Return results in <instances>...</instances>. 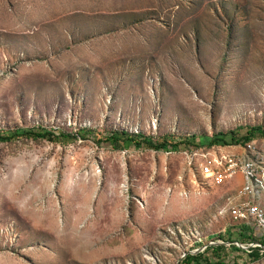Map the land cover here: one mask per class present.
I'll return each instance as SVG.
<instances>
[{"label": "rangeland", "instance_id": "374dc122", "mask_svg": "<svg viewBox=\"0 0 264 264\" xmlns=\"http://www.w3.org/2000/svg\"><path fill=\"white\" fill-rule=\"evenodd\" d=\"M252 128L264 0H0V134L60 137L0 140V264H245L250 234L219 215L243 177L214 185L186 154L241 152L208 144ZM123 130L176 148L98 139Z\"/></svg>", "mask_w": 264, "mask_h": 264}, {"label": "built area", "instance_id": "2783aa9c", "mask_svg": "<svg viewBox=\"0 0 264 264\" xmlns=\"http://www.w3.org/2000/svg\"><path fill=\"white\" fill-rule=\"evenodd\" d=\"M192 149V148H191ZM187 157L194 162L206 180L214 185L221 186L237 175L243 177V184L234 197L226 200L221 207L219 215L229 214L236 222L257 228L262 235L259 237L249 233L252 242L247 245H238L242 251L247 252L245 264H264V149H259L255 142L244 144L241 152H224L212 149H192ZM212 246H226L220 242ZM234 246V244H230ZM207 248L203 251V253ZM255 252L259 253L255 257ZM198 253V252H197ZM191 253V255H198ZM186 257V256H185Z\"/></svg>", "mask_w": 264, "mask_h": 264}, {"label": "trees", "instance_id": "16d2710c", "mask_svg": "<svg viewBox=\"0 0 264 264\" xmlns=\"http://www.w3.org/2000/svg\"><path fill=\"white\" fill-rule=\"evenodd\" d=\"M256 131H261V134L264 135V131L261 129H250L246 135L242 136V137H238V134H236L235 132H232L230 134H224V133H218L217 135H215L209 142L208 146L212 147L214 145H230L228 144L229 141L227 140V137L230 136V142L231 143H235V144H246L247 142H250L253 137L255 136V132ZM33 138L35 140L38 139H47L49 141L52 142H56L60 137L57 136L55 133L53 132H48V131H39V132H34V131H16L13 132L11 134H6V135H2L0 134V140H13V139H23V138ZM101 135L98 134V139L100 141H108L109 143H111L116 150H124V149H128L131 146H135L138 149H142V148H147L149 150H154L157 152H170V148H176L175 145H172L171 141L166 139L164 141H162L161 143L155 144L151 139H148L142 135H133L128 133V131L123 130V131H113L109 134H107L106 137L100 138ZM189 144H193V142H188ZM193 146H199L198 144H193ZM250 227L248 225H245L244 229H243V235L249 234L247 233V230H249ZM248 238L251 240V236ZM212 249L214 251H218V250H226L227 247L225 246H218V247H209L207 248V250ZM232 248H234V250H237L239 252H242L241 248H238L236 246H233ZM219 256V260L218 262L221 261V257ZM259 253L255 252V257H258ZM202 254H198V255H191V254H187V256L184 258V260L182 261L181 264H201L204 261L201 259ZM205 264H209L207 261L204 262Z\"/></svg>", "mask_w": 264, "mask_h": 264}]
</instances>
